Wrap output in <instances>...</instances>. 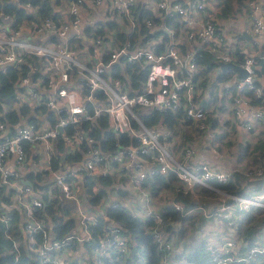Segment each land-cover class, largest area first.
Instances as JSON below:
<instances>
[{
	"label": "built area",
	"instance_id": "obj_1",
	"mask_svg": "<svg viewBox=\"0 0 264 264\" xmlns=\"http://www.w3.org/2000/svg\"><path fill=\"white\" fill-rule=\"evenodd\" d=\"M12 1L25 15L15 21L0 3V72L7 67L27 68L12 81L11 95L0 98V225L9 231L10 226H17L20 233L18 238L5 232L12 250L0 252V264H19L24 252L37 264H106L127 259L132 239L105 216V208L127 207L123 199L131 195L137 200V216L151 217L155 222L151 234L162 251L163 264H191L185 259H169L171 254L182 252V244L163 227L162 207L167 202L187 215L202 210L207 219L234 230L233 238L221 240L219 235L215 241L213 258L217 264L232 260L236 264H264V225L246 256H229L238 243L241 214L256 206L264 210V183L252 182L264 176V161L254 167L238 164L225 168L221 164L223 151L218 147L216 129L205 120L212 101H205L194 79L200 56L195 47L202 46L224 62L234 61L233 47L226 42L224 30L210 18L199 23L194 20L195 13L205 10V3L40 0L51 7L50 15L42 16L29 0ZM138 4L157 16L158 23L152 17H136L133 10ZM248 5L254 12L250 32L258 36L264 31V4L249 1ZM172 16H178L181 22L177 31L165 23ZM140 22L150 33L162 30L167 35L162 50L157 48L164 35L148 36L138 29ZM184 41L187 45L182 51L180 43ZM239 64L247 75L235 78L231 89L225 87L230 96L215 105L219 112L231 108V117L217 120L221 124L234 120L247 131L254 130L255 122L263 129L264 110L251 105L246 93L249 89L255 97L262 96V87L253 79L254 56H246ZM136 66L143 77L134 80L130 69ZM235 74L237 77V71L231 69L229 78ZM253 107L254 122L246 117L247 109ZM179 108L190 120V130L202 131L212 161H195L194 141L180 145V137L160 124L146 125L143 120L154 110ZM7 113H13L17 121L9 119ZM99 120L105 125L101 126ZM105 133L129 139L116 140L112 149H103ZM76 154L79 158L73 157ZM234 170L250 177L242 182L247 185L243 192L230 194L213 183H226ZM170 172L177 177L183 193L207 188L216 191L218 201L208 210L196 203L184 211L183 203L174 201L169 192L153 196L143 187L149 175ZM108 175L115 184L105 188L97 204H92L85 178L97 180ZM118 186L127 191L124 196L115 191ZM99 189L96 181L92 191L97 193ZM62 204L68 205L64 215L72 218L75 226L58 236L55 228L63 212L57 207ZM45 205L51 211H41ZM98 226V231H93ZM8 253L12 257L2 260Z\"/></svg>",
	"mask_w": 264,
	"mask_h": 264
},
{
	"label": "trees",
	"instance_id": "obj_2",
	"mask_svg": "<svg viewBox=\"0 0 264 264\" xmlns=\"http://www.w3.org/2000/svg\"><path fill=\"white\" fill-rule=\"evenodd\" d=\"M24 2L26 0H20ZM33 5L38 7V13L42 16L50 15L51 7L48 2L40 0H29ZM1 8L13 15L16 19L15 21L20 20L21 17L25 15L23 9L19 8L15 2L12 0H0ZM136 17L139 16L141 20L143 17H152L154 23H158L157 16L150 14L141 4H138L137 7L133 10ZM166 25L174 30H178L181 22L179 21L178 16L168 17L165 21ZM141 32H146L148 36H158L164 35L162 43L160 44L158 51L163 49V41L167 38V35L162 30H156L154 33L149 32V28L140 22V27L138 28ZM148 32V33H147ZM186 42L180 45L182 51L186 46ZM196 52L200 53V56L197 58V64L199 69L194 73V79L198 81L199 89H209L210 92L214 91V88L217 86V82L229 79L231 68L220 70L218 66V59L214 57L213 54L209 53L206 49L200 47H195ZM234 61L237 63H242L244 60L245 53L241 51L239 47H235L232 51ZM254 73L253 79L256 85L262 87V96L255 97L252 90H247L246 93L250 97V103L253 106H258L264 110V50L260 54L254 56ZM26 66L22 65L19 69L15 67H7L4 72H0V98L8 97L11 95V83L16 79L20 71H25ZM138 66L135 69H130L132 72L133 79H140L143 77V71L137 73ZM128 69V66H127ZM214 74V77L213 75ZM212 75V77H211ZM213 97L209 100L212 101ZM207 106V104H206ZM7 117L12 121H17V118L13 113H7ZM146 125L150 124H160L166 128L171 135L180 137V145L191 144L196 135H201L202 131L200 129H195L191 131L190 120L185 119L184 111L182 108H179L175 111H158L154 110L149 116L143 117ZM209 122L211 127L217 125L218 120L208 113L207 118L205 119ZM100 125H105L103 120H99ZM228 121L224 124L227 125ZM87 123H83V126L86 127ZM262 135L258 138L257 142L253 145L250 143H237L235 148V159L239 163H244L245 165L258 166L262 165L264 161V128L262 129ZM93 133L96 137L100 136V132ZM216 138L218 142V147L221 148L222 145H227L226 142L222 141L221 133H216ZM128 137L122 135L120 138H116L112 133H105L104 140L101 143V147L104 148H113L114 142L119 140L120 142H127ZM230 143V142H229ZM57 146L61 147V142L59 141ZM71 157V156H69ZM74 158H79V155H73ZM247 175L234 170L232 178H230L226 183L213 182L217 187L228 192L230 194H239L244 191L247 185L242 184L243 181L248 182ZM121 182L124 183V178H120ZM98 181L101 188L97 193H93L92 185ZM115 179L108 176L99 177L97 180L91 179L90 177L85 178V185L87 186V194H89V199L92 204H97L101 199L102 194L105 193V188H110L112 184H115ZM253 184L258 185L264 183V176L260 178H255ZM143 187L148 188L153 196H156L160 192H169L172 195L174 201H180L184 205V211L197 205L203 207L204 210L211 209L213 204L218 201V194L216 191L200 188L194 194L193 193H183V190L180 189V182L173 173L167 174H153L149 175L142 182ZM119 187V188H118ZM115 188V191L124 196L127 191L123 187L118 186ZM195 197V198H193ZM61 210L62 215L58 218L57 227L55 228L56 234L58 236L62 235L64 232L70 230L75 226L74 220L70 217L64 215L68 210L67 204H62L57 207ZM162 216H163V227L164 229L174 236V241L181 242L182 252L173 253L169 256L171 261L177 259H185L190 261L191 264H217L214 260V246L210 244V241L207 242L206 239H199L197 237L198 229L204 227V222L207 218L204 216L202 210L196 211L193 214L187 215L183 214L181 211L174 208L171 203L163 204L162 207ZM41 211L49 212L51 207L45 205L42 207ZM105 216L111 219L113 222H116L120 227L130 235L132 239V245L130 246V254L127 259H116L110 263L106 264H129L134 263L135 261L140 264H163L162 262V251L158 248L157 243L154 241L151 234V229L154 226V220L151 217L140 218L137 215L132 214L128 208L124 205L117 207H107L105 208ZM16 218V217H15ZM14 218V219H15ZM205 218V219H204ZM103 220V218L101 219ZM264 225V210L259 207H253L249 211L243 212L240 219L237 221V232H236V241L238 242L233 251L229 252L231 258H238L247 255V250L250 248V245L256 242L261 234L262 226ZM100 227H94L93 231L97 232ZM5 232L9 233L13 237L19 238V229L17 226H10V231L3 228L0 225V252L4 250L11 249V239L6 238ZM21 235V234H20ZM20 245L22 246V238L18 239ZM88 248H92L91 244H87ZM25 251V250H24ZM23 258L19 264H37L33 262L31 258L24 252ZM11 254H7L4 258H11ZM228 264H236L235 260L229 261Z\"/></svg>",
	"mask_w": 264,
	"mask_h": 264
},
{
	"label": "crops",
	"instance_id": "obj_3",
	"mask_svg": "<svg viewBox=\"0 0 264 264\" xmlns=\"http://www.w3.org/2000/svg\"><path fill=\"white\" fill-rule=\"evenodd\" d=\"M172 1H178L181 3H185L188 0H172ZM205 3V10L203 12L195 13L193 15L194 20L196 23H199L203 21L205 17L210 18L212 21H214L219 27H221L225 34H226V42H228L229 45L233 47H239L242 52L245 53V56H255L260 54L262 50H264V31L256 36L253 35L250 32L251 23H252V16L254 15V12L249 7L248 2L254 1L257 2L259 5L264 4V0H201ZM264 17V12L261 13ZM184 42H181L180 45H182ZM214 77V74H212ZM211 75V77H212ZM236 74L233 75L231 78H227L221 81L217 82V86L214 88V91L212 93L209 89H201L204 93L205 101H209L211 97H213L212 102L218 101V104L220 105L222 103V99L225 97H229L230 93L226 91L228 87L231 89V83L235 80ZM226 100V99H225ZM224 100V101H225ZM215 106V104H213ZM258 107V106H256ZM260 108V107H258ZM253 109H247V119L252 120L254 122L253 118ZM219 110H223L222 108ZM231 108L227 110L226 112H219L216 111L213 115L216 120L218 117L225 116L226 118L231 117L230 112ZM219 123V122H218ZM219 126L222 128L225 127L226 130H229L230 133H232V129H235V139L236 142L239 143H250V145H253L255 141L262 135V128L257 127L254 122V130L253 131H247L246 129L239 126L234 120H229L227 125L219 123ZM227 142V138L225 139ZM196 155L194 157V160H213V157L208 149V145L206 142L205 137L201 134V139L196 142ZM231 154V155H230ZM236 154H232L230 150H228L227 155H224L221 159V164L225 168H233L237 160L235 159ZM247 193V192H245ZM224 225L222 222L214 220V227H218ZM214 234V233H213ZM216 241H218L217 237H214ZM215 242L211 241V245H214Z\"/></svg>",
	"mask_w": 264,
	"mask_h": 264
},
{
	"label": "rangeland",
	"instance_id": "obj_4",
	"mask_svg": "<svg viewBox=\"0 0 264 264\" xmlns=\"http://www.w3.org/2000/svg\"><path fill=\"white\" fill-rule=\"evenodd\" d=\"M204 91V90H203ZM202 91V92H203ZM213 104H218V101L216 100L215 102H212V106L209 105V110H211L209 113L212 114V116L214 115V113L216 112V110L218 109L217 106H214ZM222 107V106H221ZM136 111V109H134ZM216 129V133H221L222 136V141L226 142L225 139L227 138V145H222L221 150L224 152V155H227L228 150H230L232 152V154L235 153V148H236V144L238 142H236V140H234L235 138V129H232V133L229 132V130H226L225 127H221L219 126V123H217V125L215 126ZM201 139V135H196L195 136V140H194V146L196 147V142L199 141ZM258 140V139H257ZM257 140L255 142H257ZM230 142V143H229ZM231 155V154H230ZM240 165L241 167H249L247 165H245L244 163H239L237 161L236 165ZM254 167V166H251ZM195 198V197H193ZM124 201H126L127 203V208L128 210L134 214V215H139L138 210L135 208L134 203L137 201L133 195H131L130 197H126L123 199ZM205 219V218H204ZM198 234L197 237L199 239H212V242H215L216 239L214 237H217V239L220 238L221 236V240H225L228 238H233L235 236L234 234V230L229 227V226H218V227H214V219H207L204 222V227L198 229ZM214 233V234H213ZM220 235V236H219Z\"/></svg>",
	"mask_w": 264,
	"mask_h": 264
},
{
	"label": "water",
	"instance_id": "obj_5",
	"mask_svg": "<svg viewBox=\"0 0 264 264\" xmlns=\"http://www.w3.org/2000/svg\"><path fill=\"white\" fill-rule=\"evenodd\" d=\"M218 66L220 70L231 68L232 70L237 71V79H242L247 75L246 70L239 64L234 61H218Z\"/></svg>",
	"mask_w": 264,
	"mask_h": 264
}]
</instances>
